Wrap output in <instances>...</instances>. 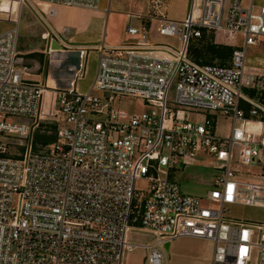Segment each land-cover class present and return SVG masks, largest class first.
<instances>
[{"label": "built area", "instance_id": "1", "mask_svg": "<svg viewBox=\"0 0 264 264\" xmlns=\"http://www.w3.org/2000/svg\"><path fill=\"white\" fill-rule=\"evenodd\" d=\"M100 1L17 0L19 14L42 2L97 9ZM150 7L130 14L140 20L127 27L134 40L84 47L69 85L50 90L29 78L19 14L17 26L0 33V264H127L125 253L138 246L146 249L144 264H171L165 244L181 236L213 241L212 264H252L254 255L264 264V102L243 92L264 90V72L247 64L250 45L264 49V4L191 0L182 21L169 18L166 0ZM155 24L181 47L152 42ZM204 32L235 47L229 64L190 55L192 38ZM91 50L98 52L94 82L80 91ZM119 97L148 109L128 111ZM203 110L230 116V134L219 135L211 115L193 119ZM197 159L217 170L205 197L183 193L172 176ZM236 204L260 208L262 220L228 218ZM138 229L154 239L131 243L128 233Z\"/></svg>", "mask_w": 264, "mask_h": 264}, {"label": "rangeland", "instance_id": "2", "mask_svg": "<svg viewBox=\"0 0 264 264\" xmlns=\"http://www.w3.org/2000/svg\"><path fill=\"white\" fill-rule=\"evenodd\" d=\"M106 0H101V4H104ZM257 4H264V0H256ZM191 7V0L189 4V10ZM19 4L17 0H2L1 11L0 12V33L6 30H9L15 26H17L16 19H18L17 14H19ZM182 7L179 5H174L169 9V18L173 17V14H182ZM18 10V11H17ZM17 11L18 13H14ZM14 13V14H12ZM19 39L18 46L20 49L24 47L23 43L31 36L27 32V26L30 23L34 22L35 14L31 10V7L25 5L19 14ZM7 19H12L15 21H9ZM175 20V19H174ZM181 21V20H180ZM133 25L138 26L139 22L135 19L132 22ZM36 27H41V24L38 21H35ZM157 24H155L150 30V39L154 43H164L171 45L174 48L181 47V41L178 36H161L157 29ZM30 35V36H29ZM135 38L131 37L125 28V37L122 41L117 43H109V44H118L123 43L125 41H132ZM216 34H207L206 40H196L192 38L191 45L197 49H203L208 46V43H214L218 46H223L227 44L215 43ZM195 41V42H193ZM243 38L238 37V43L242 44ZM30 45H33L32 42H27ZM27 45V44H26ZM55 45V44H54ZM93 46V45H91ZM232 46V45H228ZM26 47V46H25ZM234 47V46H232ZM235 48V47H234ZM98 53L93 50L90 52L88 56V74L84 80L86 87L83 91H87L92 83L94 82L95 74H96V66L98 63ZM208 58V54L205 56H201L200 59L203 61ZM231 57L226 61V65L229 64ZM211 62L220 64L219 59H214ZM248 66L253 69H261L264 72V49L262 45H250L248 47ZM243 92L247 94L249 97L254 99H259L264 102V90L258 89H248L244 88ZM48 94V92H47ZM98 94H101L98 92ZM117 103L121 105L122 108L131 111V112H142L147 110L148 108L144 106V103L139 99L134 97H119L116 100ZM213 113V114H212ZM205 116L212 117L216 123V131L221 136H227L231 132L232 127V118L230 116H224L219 112H209L202 111V115L199 117L193 116V119L198 118L202 119ZM10 122L12 123H28L27 117L24 116H12L10 118ZM251 129H256L257 126L251 124ZM19 136L14 135L11 138V143L16 144L19 140ZM28 143V139H24ZM36 142H34V145ZM13 149V148H12ZM210 161L208 159H197L195 163L185 166V168L178 170L175 169L172 173V176L176 178L179 182L181 191L186 194L205 197L208 190L212 188L210 185L212 181V177L216 174L217 170L213 169L210 165ZM256 172H259V167L255 168ZM243 170H247V167H243ZM138 186H145V183L142 181L137 182ZM214 206H218L214 204ZM226 216L232 220L236 221H261L263 218V211L258 207L253 206H245V205H228V212ZM128 239L131 243L136 244H145L147 242H151L154 237H152V233L147 230H135V232L128 233ZM214 251V242L208 239L191 237V236H181L171 241L170 248L167 251V255L169 258V262L171 264H212V257ZM146 256V249L143 247H136L133 250H128L124 255V260L127 264H144ZM256 263V256H253L252 264Z\"/></svg>", "mask_w": 264, "mask_h": 264}, {"label": "crops", "instance_id": "3", "mask_svg": "<svg viewBox=\"0 0 264 264\" xmlns=\"http://www.w3.org/2000/svg\"><path fill=\"white\" fill-rule=\"evenodd\" d=\"M176 4L182 7V14H173L171 18L182 21L189 12L190 0H166L168 15L170 7ZM30 7L36 18L27 26V32L31 36L23 43V49H19L25 55L29 78L46 83L48 90L69 85L79 67L81 49L102 42L122 41L125 28L127 30L130 22L135 19L140 22L136 17L130 18V14L147 15L151 12L150 0H106L104 4L100 1L97 9L51 5L45 2ZM35 21L41 24V29L36 27ZM46 25L53 31L52 37L57 39L62 49L57 45L48 49L49 29ZM27 42H32L33 45ZM88 70L87 61L85 75L76 83L80 91L86 87L84 80ZM50 94L51 92H46L45 110L52 104Z\"/></svg>", "mask_w": 264, "mask_h": 264}, {"label": "trees", "instance_id": "4", "mask_svg": "<svg viewBox=\"0 0 264 264\" xmlns=\"http://www.w3.org/2000/svg\"><path fill=\"white\" fill-rule=\"evenodd\" d=\"M207 38V34L206 32L203 33V37L200 39H196V40H206ZM195 42V41H193ZM194 44H190L189 45V52L190 55L198 62L200 63H210L213 64V62H211L214 59H219L220 64L221 65H226V61L232 56L233 51H234V47L232 46H228V45H223V46H218L214 43H208V46L204 47L203 49H197L193 46ZM208 54V58H206L205 60H201L200 57L201 56H205ZM218 64V63H216Z\"/></svg>", "mask_w": 264, "mask_h": 264}, {"label": "water", "instance_id": "5", "mask_svg": "<svg viewBox=\"0 0 264 264\" xmlns=\"http://www.w3.org/2000/svg\"><path fill=\"white\" fill-rule=\"evenodd\" d=\"M35 11V10H34ZM36 12V11H35ZM36 14L38 15V13L36 12ZM39 16V15H38ZM47 26V25H46ZM48 28V26H47ZM49 29V28H48ZM53 35V31L49 29V41H48V49H50L51 47H54V44L57 45L59 48L62 49L61 44L57 41V39L52 37ZM35 139L39 140V141H45V142H53L56 140V136L54 134H43V133H36L35 134ZM170 242H167L165 244V248L168 251L170 248Z\"/></svg>", "mask_w": 264, "mask_h": 264}]
</instances>
